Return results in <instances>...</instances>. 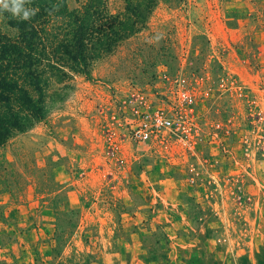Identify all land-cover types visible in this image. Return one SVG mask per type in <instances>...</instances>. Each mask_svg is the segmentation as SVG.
Instances as JSON below:
<instances>
[{"label": "rangeland", "instance_id": "obj_1", "mask_svg": "<svg viewBox=\"0 0 264 264\" xmlns=\"http://www.w3.org/2000/svg\"><path fill=\"white\" fill-rule=\"evenodd\" d=\"M91 73L0 145V264H264V0H159Z\"/></svg>", "mask_w": 264, "mask_h": 264}, {"label": "trees", "instance_id": "obj_2", "mask_svg": "<svg viewBox=\"0 0 264 264\" xmlns=\"http://www.w3.org/2000/svg\"><path fill=\"white\" fill-rule=\"evenodd\" d=\"M31 0L29 19L0 16V145L45 120L49 99H63L68 81L92 67L125 41L148 28L159 0Z\"/></svg>", "mask_w": 264, "mask_h": 264}, {"label": "built area", "instance_id": "obj_3", "mask_svg": "<svg viewBox=\"0 0 264 264\" xmlns=\"http://www.w3.org/2000/svg\"><path fill=\"white\" fill-rule=\"evenodd\" d=\"M172 120L156 114L151 120H144L138 126L134 127V137L141 139L151 138L155 133L159 132L162 128L172 126Z\"/></svg>", "mask_w": 264, "mask_h": 264}, {"label": "clouds", "instance_id": "obj_4", "mask_svg": "<svg viewBox=\"0 0 264 264\" xmlns=\"http://www.w3.org/2000/svg\"><path fill=\"white\" fill-rule=\"evenodd\" d=\"M31 0H0V16L5 11L12 14L13 17L20 19H29L35 14L36 9L27 7Z\"/></svg>", "mask_w": 264, "mask_h": 264}]
</instances>
